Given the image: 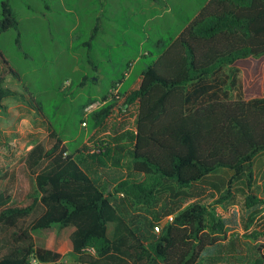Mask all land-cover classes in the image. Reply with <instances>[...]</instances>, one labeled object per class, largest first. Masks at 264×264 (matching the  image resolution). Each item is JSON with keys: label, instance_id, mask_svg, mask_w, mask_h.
I'll return each instance as SVG.
<instances>
[{"label": "trees", "instance_id": "16d2710c", "mask_svg": "<svg viewBox=\"0 0 264 264\" xmlns=\"http://www.w3.org/2000/svg\"><path fill=\"white\" fill-rule=\"evenodd\" d=\"M0 9V37L9 30L19 33L10 0H0ZM175 35L156 52L148 51L151 64L140 71L136 89L127 95L135 80L125 86L121 80L110 84L125 98L122 111L136 106L135 129L82 150V136L75 139L78 129L70 121L59 123V111L81 90L80 124L97 130L117 105L116 96L110 101L109 94L97 92L83 97L86 82L93 80L83 71L82 81L59 89L57 111L46 113L45 103L27 88L17 91L6 85L8 77L23 82V75L0 47V112L7 110L5 99H15L47 122L46 140L34 143L24 159L36 196L21 205L0 192V264H32L34 256L54 263L61 255L37 247L33 236L54 224L73 228L70 255L76 264H264L262 254L249 259L225 252L234 244L227 235L231 220H222L204 203L179 210L170 208L168 201L164 213L156 212L155 220L144 223L132 222L120 211L128 201L155 207L166 189L177 197L198 183H209L219 169L231 171L232 180L246 178L251 187L255 159L264 153V84L258 86L264 60V0H206ZM75 43L80 45L76 51L84 46L80 39ZM224 69L234 78L242 75L235 99L221 79ZM232 80L235 85L237 80ZM98 100L105 104L85 117L84 109ZM88 150L84 159L81 154ZM86 163L95 168L94 175ZM125 164L141 178L109 176L106 168ZM163 216L172 220L159 225ZM110 223L115 226L112 236ZM259 234L264 236L263 231L251 232Z\"/></svg>", "mask_w": 264, "mask_h": 264}, {"label": "rangeland", "instance_id": "374dc122", "mask_svg": "<svg viewBox=\"0 0 264 264\" xmlns=\"http://www.w3.org/2000/svg\"><path fill=\"white\" fill-rule=\"evenodd\" d=\"M10 2L18 15L20 31L17 33L15 30H9L3 33L0 37V47L22 73L23 82L8 77L6 85L17 91L27 88L30 94L45 103V112L49 113L57 111L62 101L59 89H67L72 83L82 81L81 73L87 71L93 80L88 79L82 96H91L96 92L109 94L110 101L109 98L115 100L113 98L115 95L117 105L111 110L104 126L93 131H90L88 125L80 124V101H77V98L81 95V90L76 98L69 100L61 108L57 121L61 124L66 121L74 123V129H78L75 139L82 136L80 150L85 147L94 149L99 140L111 141L109 136L134 130L136 106L122 111L125 98L119 97L117 89L111 90L110 84L112 81L121 80L125 86L135 80L127 89V95L138 87L140 71L151 64L152 57L148 55V51L156 52L158 45H164L177 34L179 14L176 9L171 7L167 14L168 18L175 22V29L165 32L163 28H157L152 23L147 26L145 22L155 11L166 10L165 3L150 0L118 1L112 8L106 7L107 12L101 16L104 26L101 25L95 30V22L90 20L92 12L87 9L89 7L87 1L78 6L76 1L70 0V7L73 8L69 16L70 21L77 13L83 19L80 29L70 33L57 31L56 28L54 31V27L48 29L49 24H54L57 18L60 1L10 0ZM195 2L199 6L202 4V0ZM76 37L84 43L83 49L77 52L76 49L79 47L76 46L77 43L71 47V40L74 39L75 42ZM160 39L163 42H158ZM89 49L91 52H88ZM262 61L258 86L264 84V60ZM220 76L227 83V88H230L231 97L237 98L242 75L237 74L234 78L229 70L224 69ZM232 78L237 80L235 85L232 84ZM120 86L118 85L119 91ZM252 96L249 94L248 98ZM4 103L7 110L5 113L0 112V192L9 195L13 203L24 205L30 203L37 194L34 179L25 169V155L34 143L46 140L47 122L36 110L22 101L9 98L5 99ZM68 141L67 139L66 142ZM89 152L88 150L81 156L86 159ZM89 164L86 163V167L91 175H94L95 168ZM96 170L98 175L102 173ZM106 170L113 172L115 176L111 177L118 180L141 178V175L130 173L126 164L121 168L110 167ZM253 174L249 187L246 178L232 180L231 171L219 169L209 183H198L177 197H174L170 189H166L155 207L148 208L128 201L121 204L120 211L132 222L144 223V220H155L156 212L164 213L162 208L168 201L171 204L170 208L179 207V210L194 202L204 203L222 220H231L227 235L234 244L227 245L225 252L230 256L242 255L255 259L260 257V254L264 255V236L251 235L254 229L264 232V153L256 157ZM112 186H109L111 192ZM228 191L230 193H227ZM250 195L256 197L255 203L248 200ZM120 197L121 195L117 196L118 199ZM161 220L163 221L159 225L164 224L169 217L163 216ZM114 227L113 223L109 224V236H112ZM72 230V227L61 228L56 224L48 229L36 230L33 232L35 244L39 248L59 253L61 256L54 262L56 264H76L70 255Z\"/></svg>", "mask_w": 264, "mask_h": 264}, {"label": "crops", "instance_id": "0c3cea01", "mask_svg": "<svg viewBox=\"0 0 264 264\" xmlns=\"http://www.w3.org/2000/svg\"><path fill=\"white\" fill-rule=\"evenodd\" d=\"M60 1V11H58L57 14V18L55 19L54 24H49V27H54V31H60L61 32H67L69 31L70 33L75 32L77 30L80 29V26H82V21L83 19H81V15H78V13L76 14V16L74 18L71 19L70 21V14L72 13V7H70V0H57ZM77 2V5L80 6L83 2L88 3V11L92 12L91 16L92 18L90 20H92L93 22H95V29L98 30V28L102 25L103 23L101 22V16L102 13H106L107 12V8L106 7H110L112 8V6H114V4L118 1H122V0H74ZM197 0H167L165 5H166V10H163L161 12H154L153 15H151L149 18H146L145 22L146 25L148 26L149 24L152 23V25H154L157 28H163V30L165 32H168L172 29H175V22L173 20H171L170 18H168L167 14L168 11L171 10L172 8H175L177 11L178 15V27H177V33L179 32L180 28H181V24L182 21L184 19H188L189 14L193 12V10L196 8H199L201 6L204 5L206 0H202V4L196 5ZM155 2V1H153ZM107 3V5H105ZM82 10H85L82 8ZM78 11V10H77ZM58 13H61L60 15ZM144 13V12H143ZM0 14H1V9H0ZM145 14V13H144ZM145 16L147 17V15L145 14ZM65 19H64V18ZM69 18V19H67ZM56 28V30H55ZM105 29H103L104 31ZM76 39H79V37H76ZM162 41L161 39L158 40V42ZM163 42V41H162ZM58 45V44H57ZM74 45V39L71 40V47H73ZM75 46V45H74ZM80 46V45H77ZM81 49H83V47H81ZM80 50V49H79ZM78 50V51H79ZM77 52V51H76ZM76 53H74L75 55ZM222 79V78H221ZM139 80V78H138ZM223 80V79H222ZM91 165V164H89ZM86 169H88L85 166ZM114 168V167H113ZM115 176V174H113V172H109V176L111 177Z\"/></svg>", "mask_w": 264, "mask_h": 264}, {"label": "built area", "instance_id": "2783aa9c", "mask_svg": "<svg viewBox=\"0 0 264 264\" xmlns=\"http://www.w3.org/2000/svg\"><path fill=\"white\" fill-rule=\"evenodd\" d=\"M118 90H116L117 92ZM109 100H111V98H109ZM108 101V100H107ZM103 104H105V102H102L100 100L92 103V104H89L85 109H84V115L85 117L89 116L91 113H93L95 110L99 109ZM85 125V123H83ZM67 153H64V156H66ZM169 220H172V216H169ZM155 230L157 232L160 231V226L157 225L155 226ZM31 263L32 264H56V263H44L42 261H40L38 258H36L35 256L34 257H31L30 259Z\"/></svg>", "mask_w": 264, "mask_h": 264}]
</instances>
